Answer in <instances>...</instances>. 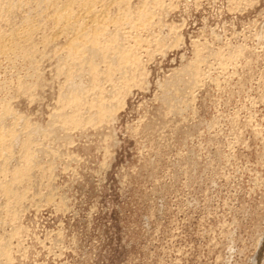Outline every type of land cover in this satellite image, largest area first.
<instances>
[{"label":"rangeland","instance_id":"obj_1","mask_svg":"<svg viewBox=\"0 0 264 264\" xmlns=\"http://www.w3.org/2000/svg\"><path fill=\"white\" fill-rule=\"evenodd\" d=\"M0 47V264H264V0H0Z\"/></svg>","mask_w":264,"mask_h":264},{"label":"bare ground","instance_id":"obj_2","mask_svg":"<svg viewBox=\"0 0 264 264\" xmlns=\"http://www.w3.org/2000/svg\"><path fill=\"white\" fill-rule=\"evenodd\" d=\"M77 2V1H76ZM79 3H80V1H79ZM85 9V8H84ZM68 13H66L65 11L64 12H62V15L60 14L59 15V18L58 19H60V20H62L63 21V23L64 24H70V20H69V16L67 15ZM72 24V23H71ZM84 25V24H83ZM83 33V32H82ZM1 48V47H0ZM8 52V51H7ZM15 139V138H14ZM15 141V140H14ZM1 167V166H0ZM17 185V184H16ZM15 186V185H14ZM17 195V194H16ZM50 195V194H49ZM57 195V194H56Z\"/></svg>","mask_w":264,"mask_h":264}]
</instances>
